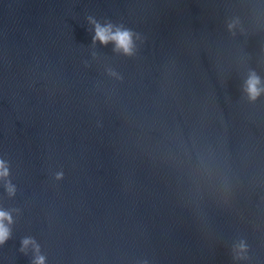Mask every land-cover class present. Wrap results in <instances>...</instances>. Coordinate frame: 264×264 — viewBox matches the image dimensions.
<instances>
[{
    "label": "water",
    "instance_id": "obj_1",
    "mask_svg": "<svg viewBox=\"0 0 264 264\" xmlns=\"http://www.w3.org/2000/svg\"><path fill=\"white\" fill-rule=\"evenodd\" d=\"M0 164V264H264V0H0Z\"/></svg>",
    "mask_w": 264,
    "mask_h": 264
},
{
    "label": "clouds",
    "instance_id": "obj_2",
    "mask_svg": "<svg viewBox=\"0 0 264 264\" xmlns=\"http://www.w3.org/2000/svg\"><path fill=\"white\" fill-rule=\"evenodd\" d=\"M97 40L104 45L108 44L110 41L114 42L116 50L122 51L125 55L132 54V34L129 31L117 30L113 32L111 25L101 27L99 24H96L94 42ZM259 83V78L255 75L251 76L247 81V93L251 100H255L260 95L261 89L258 88ZM2 167L3 165L0 164V168ZM2 174L6 176L7 171L5 170ZM57 178L59 179L60 177L58 176ZM5 220H7L9 224L11 223V217L5 212H0V244H3L9 238V229L5 227L3 223ZM23 243L24 246L27 247L31 241L25 240ZM36 264H44L43 258H38Z\"/></svg>",
    "mask_w": 264,
    "mask_h": 264
}]
</instances>
